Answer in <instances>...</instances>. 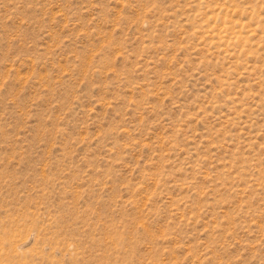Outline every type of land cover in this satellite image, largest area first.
Segmentation results:
<instances>
[{
	"label": "rangeland",
	"instance_id": "1",
	"mask_svg": "<svg viewBox=\"0 0 264 264\" xmlns=\"http://www.w3.org/2000/svg\"><path fill=\"white\" fill-rule=\"evenodd\" d=\"M0 264H264V0H0Z\"/></svg>",
	"mask_w": 264,
	"mask_h": 264
}]
</instances>
